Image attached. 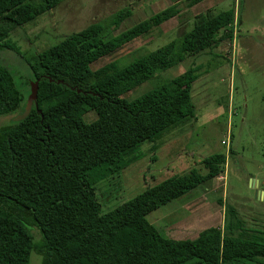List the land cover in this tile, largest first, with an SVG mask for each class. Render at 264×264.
<instances>
[{
  "label": "trees",
  "instance_id": "trees-1",
  "mask_svg": "<svg viewBox=\"0 0 264 264\" xmlns=\"http://www.w3.org/2000/svg\"><path fill=\"white\" fill-rule=\"evenodd\" d=\"M63 1L0 0V50L15 52L31 69L32 80L39 81L37 108L23 121L0 126V264H30L32 252L41 264H264L263 233L210 228L196 239L174 240L147 220L152 211L223 173L224 153L202 159L201 167L164 179L110 211L103 212L96 201L99 183L156 152L168 129L195 118L191 91L202 75L200 66L127 100L124 96L136 87L134 78L146 80L233 41L235 8L198 14L190 31L124 67L112 62L93 70L95 63L181 10L175 3L105 40L131 16L124 8L31 54L11 40L15 28ZM186 1L192 8L205 0ZM24 107L13 73L0 64V117L17 116ZM91 111L97 118L87 123L84 117ZM145 144L151 145L148 150ZM80 196L91 204L92 216L50 236L44 216ZM31 227L41 235L38 243Z\"/></svg>",
  "mask_w": 264,
  "mask_h": 264
},
{
  "label": "rangeland",
  "instance_id": "rangeland-1",
  "mask_svg": "<svg viewBox=\"0 0 264 264\" xmlns=\"http://www.w3.org/2000/svg\"><path fill=\"white\" fill-rule=\"evenodd\" d=\"M175 3L182 11L178 17L101 59L92 69L112 62L122 67L130 64L180 38L190 31L195 17L207 11L237 9L236 19L241 24L239 28L234 25L236 44L226 40L146 80L134 78L136 87L124 96L127 100L200 66L202 75L191 91L195 118L168 129L157 141L156 152L99 183L96 201L103 212L110 211L164 179L201 167L202 159L224 153L227 163L223 173L152 211L147 220L164 238L174 240H193L210 228H219L223 233L237 228L264 234V201L258 196L264 192V0H205L192 8H187L186 0H65L35 21L15 28L10 38L27 54L40 52L121 9H130L131 16L108 40ZM0 64L13 73L26 104L34 82L31 69L15 52L6 49L0 50ZM15 117H0V126ZM96 118L93 111L84 117L87 123ZM150 146L145 144L143 149ZM91 216V204L80 196L46 214L45 230L50 236L62 235ZM31 232L38 243V229L31 227ZM41 262V257L32 252L30 264Z\"/></svg>",
  "mask_w": 264,
  "mask_h": 264
},
{
  "label": "water",
  "instance_id": "water-1",
  "mask_svg": "<svg viewBox=\"0 0 264 264\" xmlns=\"http://www.w3.org/2000/svg\"><path fill=\"white\" fill-rule=\"evenodd\" d=\"M49 80L52 81V79H49ZM58 83H63V81H59ZM38 89H39V81L33 82L31 84V92H30V95L26 101L24 111L21 114H18L14 118V122H20V121L25 120L30 115L33 106H35L37 108ZM78 92H81V91L79 90ZM39 113H41V111H39ZM258 196L260 197V199H262L264 201V192L263 191H260L258 193Z\"/></svg>",
  "mask_w": 264,
  "mask_h": 264
},
{
  "label": "crops",
  "instance_id": "crops-1",
  "mask_svg": "<svg viewBox=\"0 0 264 264\" xmlns=\"http://www.w3.org/2000/svg\"><path fill=\"white\" fill-rule=\"evenodd\" d=\"M235 10H237V9H235ZM181 12H182V11H181ZM236 21H237V22H236ZM240 24H241V22H240L239 20L236 19V20H235V26L238 25V28H239ZM233 40H234V43L236 44L237 36H234V39H233Z\"/></svg>",
  "mask_w": 264,
  "mask_h": 264
},
{
  "label": "built area",
  "instance_id": "built-area-1",
  "mask_svg": "<svg viewBox=\"0 0 264 264\" xmlns=\"http://www.w3.org/2000/svg\"><path fill=\"white\" fill-rule=\"evenodd\" d=\"M226 143L225 141H223V144Z\"/></svg>",
  "mask_w": 264,
  "mask_h": 264
}]
</instances>
